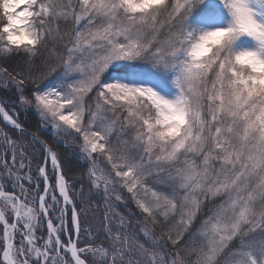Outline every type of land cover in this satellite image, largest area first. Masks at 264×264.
I'll return each mask as SVG.
<instances>
[{"label":"snow or ice","instance_id":"obj_1","mask_svg":"<svg viewBox=\"0 0 264 264\" xmlns=\"http://www.w3.org/2000/svg\"><path fill=\"white\" fill-rule=\"evenodd\" d=\"M0 264H264V0H0Z\"/></svg>","mask_w":264,"mask_h":264},{"label":"trees","instance_id":"obj_2","mask_svg":"<svg viewBox=\"0 0 264 264\" xmlns=\"http://www.w3.org/2000/svg\"><path fill=\"white\" fill-rule=\"evenodd\" d=\"M72 166H74V167H79V165H77V164L75 163V161L72 162ZM77 175H78V174H77ZM90 223L92 224L93 227H98V224H97L96 221H93V220L90 219Z\"/></svg>","mask_w":264,"mask_h":264}]
</instances>
